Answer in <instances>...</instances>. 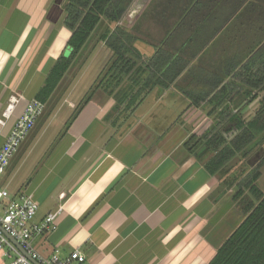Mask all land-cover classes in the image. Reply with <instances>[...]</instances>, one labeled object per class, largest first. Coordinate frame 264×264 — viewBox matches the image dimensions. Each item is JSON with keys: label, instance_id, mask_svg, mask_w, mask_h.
<instances>
[{"label": "crops", "instance_id": "crops-1", "mask_svg": "<svg viewBox=\"0 0 264 264\" xmlns=\"http://www.w3.org/2000/svg\"><path fill=\"white\" fill-rule=\"evenodd\" d=\"M148 1L136 2L141 16ZM65 2L0 0V148L56 61L71 53V33L62 22ZM134 9L122 22L128 30ZM160 41L135 46L149 58ZM98 44L105 57L96 71L91 70L93 52L76 75L66 77L72 63L47 101V118L30 130L34 144L19 158L20 167L31 161L22 193L38 203L35 222L60 210L55 229L35 237L32 246L43 257L58 250L67 258L77 250L86 264H208L244 218L242 203L233 196L236 180L252 164L238 158L245 168L217 176L204 167L211 157L205 147L196 155L184 150L191 135L199 137L215 121L206 103L192 106L179 93L203 88L189 72L175 89H153L132 111H114L113 97L98 89L66 125L111 59L105 44ZM258 101L239 108L243 120L254 116ZM225 125L229 120L220 128ZM221 134L231 139L232 132ZM44 138L45 149L38 154Z\"/></svg>", "mask_w": 264, "mask_h": 264}, {"label": "trees", "instance_id": "trees-1", "mask_svg": "<svg viewBox=\"0 0 264 264\" xmlns=\"http://www.w3.org/2000/svg\"><path fill=\"white\" fill-rule=\"evenodd\" d=\"M136 1L66 0L62 22L71 33L67 43L71 53L56 61L36 100L43 104L49 100L88 40L95 36L97 42L105 44L111 59L66 125L98 89L113 97L114 111H132L153 89H175L176 81L185 72L191 73L198 79V89L203 88L183 90L182 94L192 106L206 103L215 121L199 137L191 135L183 144L184 150L196 155L205 147L211 157L204 167L210 174H216L234 158L247 163L255 152L261 154L236 180L238 191L233 201L242 203L244 218L208 264H264V193L257 188L264 165V0H162L154 13L150 9L157 0H149L140 21L147 18L164 32L149 58L135 46L140 41L138 24L128 30L122 23ZM228 34L233 36L231 42L237 41L232 43V50H221L216 62L201 64L217 42L230 44ZM255 99L259 106L254 116L243 120L239 108ZM227 120L229 127L220 128ZM222 130L225 134L232 132L230 140ZM245 192L247 197L243 198Z\"/></svg>", "mask_w": 264, "mask_h": 264}, {"label": "built area", "instance_id": "built-area-1", "mask_svg": "<svg viewBox=\"0 0 264 264\" xmlns=\"http://www.w3.org/2000/svg\"><path fill=\"white\" fill-rule=\"evenodd\" d=\"M44 109L45 105L34 99L17 118L0 148V178ZM38 209L32 196L25 193L11 195L7 189H0V261L5 259V264H86L85 257L77 250L62 258L58 250L43 257L34 249L32 240L53 231L60 215L58 210L36 223Z\"/></svg>", "mask_w": 264, "mask_h": 264}, {"label": "rangeland", "instance_id": "rangeland-1", "mask_svg": "<svg viewBox=\"0 0 264 264\" xmlns=\"http://www.w3.org/2000/svg\"><path fill=\"white\" fill-rule=\"evenodd\" d=\"M145 1H147V0H143V2H145ZM160 1L162 2V0H157L156 5L154 7H152V9H150V11H152V13H154V11H156L157 7L160 6ZM135 7H136V3H134L132 8L134 9ZM142 10L139 11L136 7L134 9V14L131 15V19L134 20L133 21L134 25L141 24L140 34H138L137 36L140 39L142 44L146 45V43L147 44H153L154 42L157 43L163 38L164 32H162L160 30L161 28L159 27V25H157V24L154 25V22L149 21L147 18L145 20L142 19L140 21ZM231 34L233 35V32H231ZM231 34L227 35V39L230 41V44L227 45V43H229V42L228 41L224 42L222 40L220 42H217L214 45V47L209 49L208 52L206 53V55H204V57L201 59V64L205 65V63L208 64L207 62H211V63H213L214 61L216 62L218 60V57H220V55H221L220 54L221 50L227 51V52L230 51V49L232 50V48H231L232 43L237 44V41L231 42V41H234L233 36H229ZM97 43H99V42H97L96 36L92 37L88 40V43L85 45L84 49L81 51L80 56L77 59H75V61L73 62V67H71V69L69 70L68 75H66V77L67 76L73 77L74 75H76V73H77L76 71H79V69L81 68V64H83L84 61H86L87 57L92 52H93L92 53V56H93L92 63H93L94 67H92L91 70L96 71L95 66H96L97 62L99 63L105 57V49L102 48L100 46V44L97 45ZM95 45H97V46H95ZM243 48H245V46ZM144 49H146V48L144 47ZM222 56L224 57L225 55H222ZM205 61H207V62H205ZM224 62H225V60H224ZM87 66H88V64H87ZM89 73H91V71H88V73L86 74V77H88ZM93 75H94V72H93ZM65 78L63 79L62 84L66 83ZM179 93L182 94V92H179ZM58 95H59V92L55 98H57ZM55 98L53 100H55ZM53 100H52V103H54ZM62 101L63 100H61V102ZM47 103L48 104H46L42 116L38 119V121L35 124L34 128H36V129L38 128L39 125L41 126L43 124V122L45 120H42V119L47 118V115L49 114V111L51 110V109H49V105L51 104V101H49ZM40 120H42V121L39 123ZM34 128H33V130H34ZM32 133L33 132L31 131L28 134L26 140L20 144V147L17 150L16 154L8 162L5 174L0 178V189H7V191L11 195H15L16 193H22L24 191L23 186L26 184L27 181H29L30 176L28 173H29V169L31 167V161H30V163L26 164L25 167H20L21 160L19 158L21 157V155H23L25 152L28 151V148H31V145L34 144L33 139H30ZM45 145H46V138H44L42 140V142H40L38 144V146L35 149V152L38 154L40 152H42V150L45 149ZM198 152H199V150H198ZM17 153H19V154L17 155ZM260 155L261 154H257L255 152L252 160L251 159L247 160V163L249 165H250V163L253 164L258 159V157ZM251 156H253V155H251ZM238 157H240V156H238ZM240 161H241V159H240ZM243 164L244 163L239 162L238 158H234V159L230 160L221 170L222 171H226L228 169L233 170L234 168H235V170L236 169L239 170L240 168H245V166ZM249 165H246V167H248ZM221 170L219 171V173L217 172L218 173L217 176L222 175ZM27 171H28V173H27ZM238 172H240V171H238ZM260 172H261V176L257 182V186L261 192L262 191L264 192V165L262 166ZM4 261H5V259H4Z\"/></svg>", "mask_w": 264, "mask_h": 264}, {"label": "water", "instance_id": "water-1", "mask_svg": "<svg viewBox=\"0 0 264 264\" xmlns=\"http://www.w3.org/2000/svg\"><path fill=\"white\" fill-rule=\"evenodd\" d=\"M235 134H236V133L234 132L233 135H235ZM231 137H232V136H230V138H231ZM19 250H20V249H19ZM20 251H21V250H20ZM21 252H22V251H21Z\"/></svg>", "mask_w": 264, "mask_h": 264}]
</instances>
